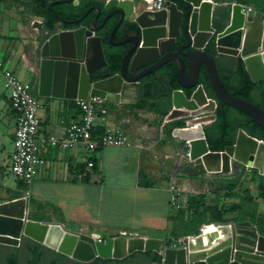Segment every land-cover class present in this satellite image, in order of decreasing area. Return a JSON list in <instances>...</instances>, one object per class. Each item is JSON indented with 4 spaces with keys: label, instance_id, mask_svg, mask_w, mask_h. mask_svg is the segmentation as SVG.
<instances>
[{
    "label": "water",
    "instance_id": "1",
    "mask_svg": "<svg viewBox=\"0 0 264 264\" xmlns=\"http://www.w3.org/2000/svg\"><path fill=\"white\" fill-rule=\"evenodd\" d=\"M184 1L191 5L184 32L181 28L183 12L171 0H165L159 9L149 8L147 0H104L103 8L107 12L100 23L97 22L100 10L97 4L89 7L95 10L89 23L63 27L62 23H76L82 16L59 17L53 29L43 30L38 42L37 94L71 100L94 95L111 102L133 103L141 89L140 77L173 60L181 87L170 88V107L165 120L185 117L197 120L189 124L185 119V125L175 126L171 131V135L188 143L189 162L183 171L191 175L227 174L245 167L264 177V140L239 127L232 144L211 150L204 135L205 117L213 116L217 102L239 109L264 127V109L229 90L216 64L221 54L230 55L242 60L252 81L264 80L263 10L245 9L241 3L232 2L229 10L222 12L211 0ZM72 2L77 4L79 0ZM113 13H117L118 18L108 34V42L131 45L121 56L119 71H108L106 76L91 79V74L107 63L97 30ZM124 19L133 27L115 40L114 32ZM216 22L222 24L221 29ZM32 26L42 28V22L36 20ZM181 35L186 42L178 43ZM212 37L215 55L205 49ZM184 47L190 48L185 50ZM201 65L215 97L209 96L198 82ZM210 224L202 223L198 233L179 237L133 235L98 240L90 231L68 228L50 219L32 218L23 196L0 200V244L18 246L26 237L81 262L152 251L159 255L157 264H229L232 261L264 264V251L255 250L238 232V227L244 226L264 237L250 220L213 223L214 228L203 241L201 235ZM244 235L254 239L252 234Z\"/></svg>",
    "mask_w": 264,
    "mask_h": 264
},
{
    "label": "crops",
    "instance_id": "2",
    "mask_svg": "<svg viewBox=\"0 0 264 264\" xmlns=\"http://www.w3.org/2000/svg\"><path fill=\"white\" fill-rule=\"evenodd\" d=\"M232 2L235 1L213 0L214 5L222 12L228 11ZM4 6V14L20 15L16 23L19 46H13L8 53L12 55L20 52L28 73L23 75L18 73L20 69L16 70L11 63L6 65L18 77L36 81L37 88L39 64L37 47L44 29L32 26V23L36 20L41 21V18L29 15L31 19L27 24L24 18L28 14L24 11L21 13V5L14 7L7 3ZM2 60L5 61L4 58ZM138 96L133 103L105 100L96 113L97 126L111 125L122 130L131 126L133 129L128 138L130 146L106 145L89 152L82 143L65 149L43 145L44 164L32 180L24 182L12 173L10 178L6 174L13 150L15 112L10 106L8 95L1 92L0 194L3 197L0 200L23 196L26 198V208L31 215H35V219H50L68 228L90 231L102 238L133 235L164 238L171 236L169 229L172 206L169 202L168 184L176 182L183 188L182 181L195 183L207 173L191 175L183 171L189 160L182 156L184 150L177 147L178 137L170 134L165 143L151 144L150 135L151 132H155L152 123L155 114L153 110L147 108L148 106L134 105ZM42 97H48L53 113L47 117L39 116L38 135L60 136L64 133L66 125L79 117L78 107L66 98ZM56 111L59 114H55ZM89 159L93 161L92 165H88ZM251 172L252 170L242 167L227 174L208 173L207 177L217 182L221 178L235 179L237 183L243 180L244 186L246 184L250 195H253V200L259 204L261 197H256V192L253 191L257 190V186L252 187L255 184L250 178L247 180ZM238 173H241L240 177H237ZM239 185L237 184L235 190ZM229 186L226 185L224 188L222 185L221 188L224 190L215 191L219 206L224 205L227 208L230 201H233L235 191H231ZM223 217H228V210ZM243 219L251 221L250 218ZM231 220L233 219L208 223ZM8 247L10 255L18 252V246Z\"/></svg>",
    "mask_w": 264,
    "mask_h": 264
},
{
    "label": "trees",
    "instance_id": "3",
    "mask_svg": "<svg viewBox=\"0 0 264 264\" xmlns=\"http://www.w3.org/2000/svg\"><path fill=\"white\" fill-rule=\"evenodd\" d=\"M23 6L21 11L27 12L28 15H34L41 18L43 29L51 30L54 25L59 22V17L62 18H77L82 16L79 23H89L93 12L89 8L91 4H97L101 9L100 17L103 18L107 12L103 8V0H79L77 4H73L72 0H17ZM176 3L177 7L182 10L183 16L181 21V28L184 32L188 21L191 5L184 0H171ZM232 1V0H227ZM246 5H251L256 9L264 10V0H233ZM230 5V4H229ZM88 10L86 14L84 12ZM118 15L106 19L102 28L97 30V33L101 36L102 46L104 51V57L106 59V65L99 68L91 74V79H96L100 76L108 75V71L111 73L117 72L120 69L121 56L127 50V45L113 46L108 42V34L113 25L117 21ZM63 26L68 27V23H62ZM215 25L221 29L222 24L215 23ZM117 27L114 32V38L122 37L126 31V27ZM178 41H185L182 36ZM206 51L212 55L216 54V48L213 37L207 42L205 46ZM216 64L221 79L226 87L233 91L236 95L242 96L264 109V80L252 81L249 74L244 68L241 59L235 60L233 56L221 54L216 58ZM160 75V80L157 76ZM141 89L138 99L135 104L138 107L151 105L152 108L160 110L162 116L166 115L169 110L168 97L170 94V88L181 87L177 81L176 76V63L174 61L167 62L164 66L160 67L154 74H148L140 78ZM198 82L202 83L206 93L209 96L215 97V94L210 86L206 70L204 66H201ZM188 91V90H186ZM36 95L37 91L35 89ZM189 93V92H188ZM70 103L74 104V100L69 99ZM184 125L181 120L174 119L165 124L164 130L167 136H170L172 128L175 126ZM241 127L251 135L257 136L264 140V127L256 124L247 114L236 109L228 104H220L217 102L213 119L204 126V135L211 150H221L226 145H230L234 142V138L237 129ZM103 127L95 126L93 135L96 137L102 131ZM94 160V159H93ZM93 163V162H92ZM253 173L256 175L254 169ZM241 173L237 174L240 177ZM259 181L257 184L258 189L262 195H264V177L258 176ZM237 180V179H236ZM234 182V180L232 181ZM188 214L186 215L185 207H172V213L170 214L171 226L169 229V235L182 236L187 234H196L199 231V227L202 223L208 222H220L226 221L227 218L223 217L227 208L224 205H201L195 197H189L187 201ZM237 210V216L233 220H241L243 218H250L251 221L257 226L258 231L264 234V215L259 212L258 204L253 200L248 188L244 189L243 194L238 200L235 207ZM35 218V215L32 214ZM37 218V217H36ZM37 247L40 246L36 243ZM32 255L28 260L29 264H37V258L39 252H31ZM144 255L145 258L151 261H159V255L152 251H134L122 258H97V262H125L130 258ZM6 264H19V257L16 252L7 256ZM49 264H55V260H51ZM87 264V263H82ZM229 264H239L236 261H232Z\"/></svg>",
    "mask_w": 264,
    "mask_h": 264
},
{
    "label": "built area",
    "instance_id": "4",
    "mask_svg": "<svg viewBox=\"0 0 264 264\" xmlns=\"http://www.w3.org/2000/svg\"><path fill=\"white\" fill-rule=\"evenodd\" d=\"M164 2L165 0H147V6L152 9H159L164 6ZM244 8L250 9L253 7L244 6ZM262 22L264 23V11ZM0 70L4 76V86L8 89L10 106L15 112L13 150L10 156L9 168L16 178L24 182L32 180L45 162L42 148L46 144L65 149L82 143L89 152L106 145L130 146V141L124 131L116 126L107 125L103 127L98 136L93 135L96 126V113L105 101V99L94 95L73 99L78 107L79 117L66 125L62 135L48 134L39 137L40 117L38 109L40 102L37 95L32 92V88L35 89L36 81L19 78L11 69L4 66L2 60H0ZM210 121L211 119H206L204 123L207 124ZM188 123L192 124V122ZM259 140L262 139L259 138ZM186 144L188 145L187 142ZM186 153L188 155V150ZM92 162L89 159L87 163L92 165ZM168 189L170 192V205L172 207L178 206L182 187L176 182H170ZM94 236L98 240L105 239L99 235L94 234Z\"/></svg>",
    "mask_w": 264,
    "mask_h": 264
},
{
    "label": "rangeland",
    "instance_id": "5",
    "mask_svg": "<svg viewBox=\"0 0 264 264\" xmlns=\"http://www.w3.org/2000/svg\"><path fill=\"white\" fill-rule=\"evenodd\" d=\"M9 4L11 6L14 7H18L21 5V3L17 0H0V60H2V58L5 59V61H3L4 66L7 68L8 63H11L10 65H12L13 68H19L20 71H18V73H23L27 74L28 71L26 69V65L24 64V60L21 58V53L20 52H16L14 54H10L8 53L9 50L15 46L18 47L19 46V38H18V32L16 31V23L18 22V19L20 18V15H15V14H4V5ZM22 6V5H21ZM23 9V6H22ZM21 11V10H20ZM23 11H21L22 13ZM20 13V14H21ZM26 18H24V21L29 24L30 23V16L29 15H25ZM9 68V67H8ZM1 71V70H0ZM18 76V75H17ZM20 78V77H19ZM6 93L8 95V89L4 86V76L2 74V72H0V93ZM32 92L36 95L35 89L32 88ZM38 100L40 102V106L38 109V115L41 117H47L48 115H51L53 113V111L50 109L49 106V101H48V97H42L39 96L37 94ZM148 106V107H147ZM145 107H147L149 110H153L155 116L153 119V125L155 127V132H151L150 135V139H151V144L153 145H158L160 143H165L166 140L168 139V136L165 135L164 132V127L165 125H163V123L167 124L169 121L165 120V115L162 116L161 111L152 108L151 105H146ZM62 111V110H61ZM55 114H59L57 111L55 112ZM54 114V117H55ZM146 118V117H145ZM205 118H212V116H206ZM182 121V123L185 125L184 120L186 119L188 122H190L193 118L191 117H185V118H176ZM174 120V119H173ZM206 120V119H205ZM197 121L193 119V122ZM129 126V125H128ZM43 127V126H42ZM131 127V126H130ZM127 127V129H123L125 135L127 138H129V134L132 133V127ZM131 129V130H130ZM136 132V131H135ZM155 133V134H154ZM154 134V135H152ZM180 138H177L176 142L177 143V147H181V150H184L182 153V156L185 158V160L187 159V150H188V145L185 144V142L183 140H178ZM10 170L9 168L6 169V174L10 177ZM208 173L205 174L202 179L200 178L198 180V182H193L191 183L190 181H182V191L180 193L179 196V201H178V206L177 207H185V212L186 215L188 214V212L190 211V209L188 210V205H187V201L189 197H195L198 199V201L201 203V205H217L219 207V204L216 202V196H215V191L217 189H222L221 186L223 185L224 188H226V185H230L229 187L231 188V191H235L233 193V201H230L231 203L227 206V210H228V217L227 219H234V217L237 216V210L235 209L238 199L240 200L241 197V193L243 194L244 189L246 187V184L244 186L243 180L239 181L237 183V181L232 182L233 180H231V178L227 179H219V182L214 181V180H209V178L207 177ZM250 178L252 180V182L255 184H251L252 187L257 186L259 178L258 175L254 174L253 171L250 174ZM233 179V178H232ZM241 179V178H240ZM235 180V179H234ZM191 183V184H190ZM237 184H240L238 189L235 190V187L237 186ZM244 186V187H243ZM234 187V188H232ZM229 188V189H230ZM248 188V187H246ZM257 190H253L255 193L256 197H261V199L259 200V204H258V210L260 211V213H262L264 215V195L261 194L260 189H258V187H256ZM233 189V190H232ZM240 195V196H239ZM239 198H238V197ZM3 195L0 194V198H2ZM253 197V195H252ZM0 264H4L2 259L0 258ZM107 264H119L116 262H109Z\"/></svg>",
    "mask_w": 264,
    "mask_h": 264
},
{
    "label": "flooded vegetation",
    "instance_id": "6",
    "mask_svg": "<svg viewBox=\"0 0 264 264\" xmlns=\"http://www.w3.org/2000/svg\"><path fill=\"white\" fill-rule=\"evenodd\" d=\"M91 10H92L93 15H94L95 14V10L94 9H91ZM100 11H101V9L99 10V14L97 16V22L98 23H100L102 21V18L100 17V14H101ZM115 15H118V14L117 13H113L112 15L107 17L106 19L111 18V17H113ZM105 21L98 28V30L103 27ZM68 24H69V26L77 25V24H79V21L76 22V23H68ZM61 26H63V25H61ZM120 27H126V31H127V30H129V29H131L133 27V24H131L129 21L124 19L121 22V26ZM123 35H122V37H123ZM122 37L114 38V39L115 40H119ZM181 37H182V35H181ZM181 37H179V38H181ZM184 42H186V40L185 41H178V43H184ZM112 45L113 46L127 45V47H128L131 44L130 43H127V44L125 43V44H112ZM188 48H190V47H184L185 50L188 49ZM169 61H173V60H169ZM169 61H167V62H169ZM167 62L163 63L161 66L156 68L154 71L149 72V73H147V74H145L143 76H146L148 74H154L155 71H157L160 67L164 66ZM143 76H141L140 78H142ZM157 76L159 77L160 75L157 74ZM100 77H102V76H100ZM100 77H98V78H100ZM159 79L163 80V78H160V77H159ZM34 88L37 91L36 84L34 85ZM185 90H188V89L186 88ZM207 116L210 117L212 115L208 114ZM212 118H213V116H212ZM36 243L37 242L32 241V240H30V239H28L26 237L22 238L21 243L18 245L19 248H18V252H17L18 257H19V264H29L28 260L30 259V256L32 255L31 252L35 253L37 251L39 252V256L37 258V264H49L51 260H55V264H82V263H87V264H107V263H103V262H97V259H95L93 262H81V261L75 260L73 258H70V257H68V256H66V255H64L62 253H59V252L54 251V250H51V249H49V248H47V247H45V246H43L41 244H40L39 247H37ZM9 255H10V249H9L8 245L0 244V258L2 259L4 264H6V258ZM116 263H119V262H116ZM119 264H157V262L148 260L147 258L144 257V255H139L138 257L130 258L129 260H127L125 262H120Z\"/></svg>",
    "mask_w": 264,
    "mask_h": 264
},
{
    "label": "bare ground",
    "instance_id": "7",
    "mask_svg": "<svg viewBox=\"0 0 264 264\" xmlns=\"http://www.w3.org/2000/svg\"><path fill=\"white\" fill-rule=\"evenodd\" d=\"M192 121L193 120H191L190 122H192ZM213 228H214V224L213 223H211L210 225H207L205 227L204 232L201 235V238L203 239V241L206 240L208 234L211 233ZM238 232H239L241 238L244 241H247L250 245L254 246L255 250L260 251V249H262L264 251V237L258 236L256 234V232H254L252 229H250L249 227H244V226H239L238 227ZM244 234H252V235H254V239L253 240L249 239Z\"/></svg>",
    "mask_w": 264,
    "mask_h": 264
}]
</instances>
